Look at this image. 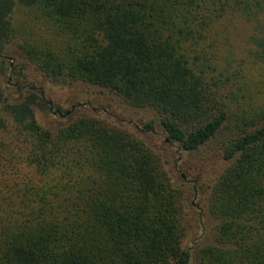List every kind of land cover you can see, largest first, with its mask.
I'll use <instances>...</instances> for the list:
<instances>
[{
	"label": "trees",
	"instance_id": "1",
	"mask_svg": "<svg viewBox=\"0 0 264 264\" xmlns=\"http://www.w3.org/2000/svg\"><path fill=\"white\" fill-rule=\"evenodd\" d=\"M263 15L264 0H0V264L191 260L181 194L157 154L80 109L55 134L43 128L27 66L155 111L187 155L213 146L226 165L198 264H264ZM236 19L254 26L241 59Z\"/></svg>",
	"mask_w": 264,
	"mask_h": 264
},
{
	"label": "rangeland",
	"instance_id": "2",
	"mask_svg": "<svg viewBox=\"0 0 264 264\" xmlns=\"http://www.w3.org/2000/svg\"><path fill=\"white\" fill-rule=\"evenodd\" d=\"M264 23V15H263ZM254 26L243 19H236L230 27L229 43L235 53L244 57L247 38ZM15 58L21 59L14 53ZM12 66L16 60L10 59ZM25 72L42 92L43 102L36 109L37 122L55 134L73 111L96 116L111 125H116L136 134L160 158L164 170L171 178L172 186L181 194L185 225L184 247L190 252V264H198L196 250L209 243L214 236L215 221L208 212V198L213 183L225 168L218 153L211 145L192 155H187L168 142L160 126L158 114L151 109L134 108L124 103L107 89L83 81L54 83L41 73L27 66ZM4 79H12L6 70ZM62 111L56 112V107ZM67 116L65 117V113ZM145 124H151L147 130Z\"/></svg>",
	"mask_w": 264,
	"mask_h": 264
}]
</instances>
